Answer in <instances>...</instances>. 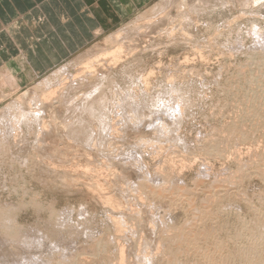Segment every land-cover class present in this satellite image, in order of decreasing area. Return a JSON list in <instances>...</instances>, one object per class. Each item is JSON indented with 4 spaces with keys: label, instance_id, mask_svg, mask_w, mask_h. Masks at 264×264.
Returning <instances> with one entry per match:
<instances>
[{
    "label": "rangeland",
    "instance_id": "374dc122",
    "mask_svg": "<svg viewBox=\"0 0 264 264\" xmlns=\"http://www.w3.org/2000/svg\"><path fill=\"white\" fill-rule=\"evenodd\" d=\"M263 36L264 0H154L24 86L0 65V210L65 250L24 264L264 261Z\"/></svg>",
    "mask_w": 264,
    "mask_h": 264
},
{
    "label": "crops",
    "instance_id": "0c3cea01",
    "mask_svg": "<svg viewBox=\"0 0 264 264\" xmlns=\"http://www.w3.org/2000/svg\"><path fill=\"white\" fill-rule=\"evenodd\" d=\"M153 1L0 0V65L15 72L24 62L33 76L24 86Z\"/></svg>",
    "mask_w": 264,
    "mask_h": 264
},
{
    "label": "bare ground",
    "instance_id": "6f19581e",
    "mask_svg": "<svg viewBox=\"0 0 264 264\" xmlns=\"http://www.w3.org/2000/svg\"><path fill=\"white\" fill-rule=\"evenodd\" d=\"M65 34V33H64ZM63 40V39H62ZM67 40V39H66ZM262 40V41H261ZM46 41V40H45ZM57 41V40H56ZM258 44L257 45H259V43L260 44H263L264 43V36L262 37V38H258V42H257ZM45 46V45H44ZM261 46H263V45H261ZM56 47V46H55ZM264 47V46H263ZM262 48V47H261ZM30 50V49H29ZM34 51V50H33ZM38 53V52H37ZM48 53V52H47ZM54 54V53H53ZM31 55H33V54H31ZM34 56V55H33ZM42 56V55H41ZM54 57V56H53ZM31 58V57H30ZM56 59V58H55ZM35 60V59H34ZM260 60V59H259ZM258 60V61H259ZM37 61V60H36ZM46 61V60H45ZM48 62V61H47ZM264 62V61H263ZM260 63H261V61H260ZM264 64V63H263ZM22 65H24L26 68H28L27 66H26V64L24 63V62H22V64L20 63V65H19V68L15 71V77H18V79L20 80V81H28L29 79H31L33 76H32V74H30V71H29V69H26L24 66H22ZM32 65V64H31ZM41 68V67H40ZM10 70V68L8 69L7 68V71H9ZM56 74H57V72H55ZM11 77V76H13V74H12V70H10L8 73H7V75H6V77ZM56 76V75H55ZM54 76V77H55ZM51 77V76H50ZM251 79H252V77H251ZM250 79V81L252 82V80H254V78L251 80ZM260 88V87H259ZM234 89V88H233ZM260 90V89H259ZM231 91V90H230ZM229 91V92H230ZM249 107H250V105H248ZM251 107H252V105H251ZM253 108V107H252ZM251 108V109H252ZM255 108V107H254ZM163 109V108H162ZM246 110H247V108H246ZM253 111V110H252ZM255 111H256V109H255ZM259 111V110H258ZM136 113V112H135ZM135 113H133V115L135 114ZM249 113V112H248ZM251 113V112H250ZM242 114H244V113H242ZM251 115V114H250ZM246 116V115H245ZM242 117V116H241ZM247 117V116H246ZM244 118V117H243ZM263 118H264V116H263ZM239 119H240V117H239ZM242 120V119H241ZM241 120H238V121H241ZM236 121V120H235ZM238 121H236V123L238 122ZM232 124H233V122H232ZM235 126H236V124H234ZM233 125V126H234ZM219 141V140H218ZM223 142V141H222ZM1 143V142H0ZM218 143H221L220 141L218 142ZM218 143H216V144H218ZM222 144V143H221ZM210 145V144H209ZM219 145V144H218ZM213 147H215V149L218 147V146H213ZM212 147V148H213ZM219 149H220V146H219ZM216 151L218 152V151H220V150H217L216 149ZM255 171V170H254ZM259 173V172H258ZM261 175V174H260ZM241 176V175H240ZM263 176V175H262ZM214 199V198H213ZM215 200V199H214ZM8 206V205H7ZM11 209V208H10ZM12 209H13V207H12ZM6 210V209H5ZM4 209H2V210H0V219H1V226H2V229H3V233L1 232L0 233V264H24V260H26V261H31L32 263L35 261V263H36V259H37V257H36V255H43V256H47V255H50V253H51V251L53 250V251H56V250H58L59 249V247L60 246H58V244L57 243H47V238H46V235H43L42 233H33L32 234V231L33 232H35V230H29V231H26V230H22V229H20V228H22V226L20 227V228H18L17 226L15 227V225L13 224L14 222H11L12 220H14V219H11V217L9 218V215L7 214V212L5 211ZM12 211V210H11ZM62 212V211H61ZM61 212H59V213H61ZM63 212H65V210L63 211ZM71 212V211H70ZM220 212V211H219ZM55 214V213H54ZM56 214H58V213H56ZM69 214V213H68ZM71 214V213H70ZM213 214L214 213H212V212H210L209 213V219L211 218V220L214 218L213 217ZM11 215V214H10ZM61 215V214H60ZM64 215H66V214H64ZM216 213H215V218H216ZM65 217V216H64ZM219 217V216H218ZM217 217V218H218ZM14 218V217H13ZM50 218H51V216H50ZM54 218V217H53ZM60 218V217H59ZM214 218V219H215ZM9 219H11V220H9ZM54 221H57V219L56 220H54ZM59 221H62V220H60L59 219ZM214 221V220H213ZM58 222V221H57ZM63 222V221H62ZM56 223V222H55ZM66 223V222H65ZM261 223V222H260ZM16 224V223H15ZM62 223H60L59 224V226L61 225ZM253 223H251V225H252ZM254 224H255V222H254ZM257 224V223H256ZM255 224V225H256ZM259 224V223H258ZM18 225V224H17ZM220 225V224H219ZM218 225V226H219ZM247 223L246 224H243V226H244V228H248L247 226ZM20 226V225H19ZM62 227V226H61ZM253 227H254V225H253ZM256 227H258V226H256ZM252 228V227H251ZM1 229V230H2ZM250 229V228H249ZM0 230V231H1ZM241 230V229H240ZM256 231V230H255ZM260 230H258V232H259ZM264 231V230H263ZM263 231H261V232H259V235L258 234H254V236H255V240H257V243H259L260 245H264V232ZM36 232H38L37 230H36ZM208 232H210V231H208V230H206L205 231V234H208ZM247 232H248V230H247ZM238 233V232H237ZM249 233H250V231H249ZM252 233V232H251ZM252 235V234H251ZM176 236L178 237V242L180 243V245H184V248H185V250L186 251H189V250H192V249H195V248H197L196 246H194V245H192V239L183 231V232H178L177 234H176ZM235 236V235H234ZM253 236V237H254ZM257 236H259V237H257ZM250 237V236H249ZM252 237V238H253ZM230 238V237H229ZM246 238V237H245ZM233 239V238H232ZM49 240V239H48ZM227 240V239H226ZM229 240V239H228ZM237 240V239H236ZM255 240H253L254 242H252V243H255ZM56 242V241H55ZM251 243V244H252ZM10 245V247H11V249H8L6 246L7 245ZM226 244V243H225ZM231 244H233V243H231ZM235 245H236V243H235ZM240 245V244H239ZM255 246H257V248H258V246L259 245H257V244H254ZM254 245H252L254 248H255V246ZM217 246V245H216ZM219 246V245H218ZM217 246V247H218ZM222 245H220V247H221ZM232 246V245H231ZM251 246V247H252ZM216 247V248H217ZM218 248V250L216 249V253L214 252L213 254H210V255H208L207 256V259L209 260V261H211L215 256H216V254H218V260H217V262L215 263V264H218L219 262L220 263H223V261L225 262L228 258H229V256H226V255H224L223 254V252H222V250H224V248L222 249V248ZM222 247H224V246H222ZM239 247V246H238ZM242 247V246H241ZM56 248V250H54ZM58 248V249H57ZM232 248V247H231ZM249 248V247H248ZM261 248V247H260ZM63 249V248H62ZM62 249H59V252H60V250H62ZM222 249V250H221ZM237 249V248H236ZM239 249H240V247H239ZM263 249H264V247H263ZM262 249V250H263ZM241 251H240V253L242 252V248L240 249ZM244 250V249H243ZM249 250H251V248H249ZM52 251V252H53ZM65 250H63V251H61L60 253H63ZM247 251V250H246ZM245 251V252H246ZM253 251V250H252ZM252 251H250V252H252ZM259 251H260V249H259ZM258 251V252H259ZM226 252V251H225ZM248 252V251H247ZM257 252V251H256ZM257 252V253H258ZM263 252H264V250H263ZM262 252V253H263ZM235 253V252H234ZM237 253V252H236ZM238 253H239V250H238ZM244 253V252H243ZM243 253H241V255L243 254ZM253 253V252H252ZM251 253V254H252ZM63 254H65V253H63ZM63 254H61V255H63ZM251 254H244V257H243V255H242V258H245V259H243V262L245 261V264H258V263H260V262H262V263H260V264H264V261H260V262H258L260 259V254H258L259 255V257L256 259V258H254V256L253 255H255V257H256V255L257 254H254L253 253V255H251ZM230 255H232V254H230ZM238 256L240 255V254H237ZM236 255V256H237ZM264 255V254H263ZM224 256H226V258L224 257ZM237 256V257H238ZM262 256V255H261ZM64 257V256H63ZM232 257V256H231ZM241 257V256H240ZM242 258H241V262H242ZM263 258H264V256H263ZM225 259V260H224ZM230 259V258H229ZM234 259V258H233ZM237 259H239V258H237ZM261 259H262V257H261ZM63 260V259H62ZM256 260H258L257 262H256ZM263 260V259H262ZM228 261V260H227ZM226 261V262H227ZM231 260H229V262H230ZM236 261H238V260H236ZM239 261H240V259H239ZM239 261H238V264H239ZM225 262V263H226ZM242 262V263H243ZM26 263V262H25ZM59 264H60V261L58 262ZM219 263V264H220ZM241 263V264H242ZM30 264V263H29ZM227 264V263H226ZM235 264V263H234ZM236 264H237V262H236ZM244 264V263H243Z\"/></svg>",
    "mask_w": 264,
    "mask_h": 264
}]
</instances>
